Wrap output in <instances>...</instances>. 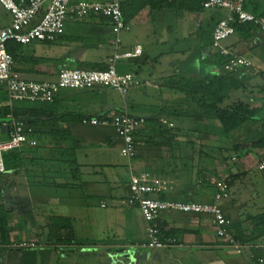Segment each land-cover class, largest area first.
Wrapping results in <instances>:
<instances>
[{"label": "crops", "instance_id": "crops-1", "mask_svg": "<svg viewBox=\"0 0 264 264\" xmlns=\"http://www.w3.org/2000/svg\"><path fill=\"white\" fill-rule=\"evenodd\" d=\"M251 1L258 11H263L264 0ZM0 9H3L1 5ZM204 13L197 15L172 10L158 12L165 22L167 16L175 15L179 23L176 40L161 38V41L156 38L157 33L152 27L155 14L151 17L145 11L138 18L142 24L130 26V30L124 32L130 33L131 39L124 42L121 37V50L124 49V53L133 52L138 46L143 51L140 57L127 59L132 60L135 71L118 70L141 78L142 84L146 85L145 95L162 92L163 87L166 92H162V100H157V106H143L138 109L140 114L128 104L118 110L115 104L99 103L94 96V93H100L105 88L66 90L58 94L50 110L55 115L51 113L50 121L45 119L48 125H51L54 116L66 113H75L80 119H85L121 112L147 120L166 118L176 128L155 129L154 125L146 124L136 134L137 157L129 159L128 164L111 161L107 166L115 168V171L112 176L107 175L106 179H102L98 177L97 170L93 174H85L82 168L84 163L79 162L78 155L82 150L87 160L90 154L88 151L98 150L102 146L104 149L100 150L105 155L114 146L121 149L123 141L114 128L64 121L54 125L60 132L67 131V137L61 138L54 137L50 128L33 126L31 134L38 140L39 147L24 148L23 166L0 174V206L10 212L7 228L12 244L32 241L37 246L28 250L1 248L0 264H96L92 258L99 259L100 264H259L252 258L251 248L246 247L240 255L218 238L213 216L209 214L163 213L160 219L164 235L175 238L178 245L149 249L145 246L148 225L139 208L126 203L131 195L132 176L146 173L172 188L158 196L154 195V198L199 204H213L216 193L214 182L225 180L230 187V199L222 202L221 206L233 222L234 236L243 234L245 240L252 235L254 218L264 215V170L260 169L264 163V148L243 150L238 155L234 150L239 143L258 139V132L264 125V36L258 31L252 32L250 36H247L246 31H237L224 44L250 60L253 67L236 71L237 74L243 71L248 73L245 77L240 76L245 87L232 92L222 107L244 102L260 110L255 121L246 123L226 138L220 133L218 120L195 117L193 106L185 93L172 82L173 78L189 75L176 70L186 60L188 53L185 49V52L176 51V45L181 40L189 42V54L192 50L196 54L198 49L209 42L210 45L202 55L204 59H210L209 63L218 64L219 60L211 45L218 22ZM68 21L64 35L67 38L57 46L34 43L31 49L25 48L24 56L29 59L27 62H16L14 75L17 78L39 77L41 81L36 82H54L61 69H76L80 62L106 64L115 54L116 50L112 53L114 36L109 20L95 16L79 21L71 16ZM153 36V45L145 44V40ZM71 38L75 39L71 41ZM162 42L174 46V55L168 62L174 69L166 76L159 71L166 54L155 51V46ZM35 57L58 59L61 62L32 61ZM207 66L218 75L225 73L221 67ZM146 67H150V70ZM195 76L201 77L204 74L200 70ZM0 85L7 91L3 83ZM144 111L145 114L142 113ZM6 124L0 119V138L4 140L7 139ZM88 126L90 130L83 129ZM38 130L43 133L41 137L35 134ZM67 150L76 152L80 165L78 175L70 173L62 162V152ZM83 173L90 181L83 179ZM66 174L68 178L63 179ZM120 181L126 182L123 189L117 187ZM92 205L99 206L105 212L94 213L93 217L90 214L89 221L75 215L74 210L89 211ZM55 218L66 222L54 226ZM85 228L88 237L84 238L82 231ZM257 244H264V237L256 242L244 243L246 246Z\"/></svg>", "mask_w": 264, "mask_h": 264}, {"label": "built area", "instance_id": "built-area-1", "mask_svg": "<svg viewBox=\"0 0 264 264\" xmlns=\"http://www.w3.org/2000/svg\"><path fill=\"white\" fill-rule=\"evenodd\" d=\"M246 0H206L205 10H226L228 15L220 20L213 31L212 48L224 60V70L233 73L240 69H249L253 63L224 44L236 34L235 23L250 24L264 36V16H256L245 9ZM0 5L12 17L9 26L0 29V83L6 87L9 102H31L36 104H54L58 94L65 89L93 90L96 88L112 89L125 97L128 92L142 84L133 73H121L118 70L120 60L137 58L142 55V47L138 46L133 52H120L122 34L130 30L121 8V0H0ZM71 16L77 19H89L95 16L109 20L114 39L112 45L116 52L107 63L105 70L61 69L58 79L54 82H33L17 78L14 75L16 61L8 50L11 42L23 46L34 43L56 42L65 35L66 25ZM160 124L168 129L175 125L166 118H161ZM83 124L114 128L123 141L121 155L134 159L138 155L136 134L147 123L144 117H135L128 113H118L112 116H99L83 119ZM7 139L0 138V174L6 173L5 155L9 152L22 151L26 147L37 148L38 140L26 132L23 121L12 120L5 125ZM264 170V163L260 165ZM216 193L213 204L194 202H179L154 198L168 190L169 186L149 174L134 175L130 182V197L126 203L137 206L146 221L147 242L149 249H165L178 245L175 238L164 235L161 215L165 212H181L193 214H209L217 228V236L225 244L243 254L246 247L251 248L252 258L259 264H264V244L244 245L233 234V222L225 215L221 203L230 199V187L225 180L214 182ZM32 241L13 243L1 248H16L28 250L36 248ZM258 251L262 253L259 254Z\"/></svg>", "mask_w": 264, "mask_h": 264}, {"label": "trees", "instance_id": "trees-1", "mask_svg": "<svg viewBox=\"0 0 264 264\" xmlns=\"http://www.w3.org/2000/svg\"><path fill=\"white\" fill-rule=\"evenodd\" d=\"M15 1L19 2L20 0ZM205 1L206 0H121V8L127 25L137 26L142 24V22L138 21V18L141 17L142 13L145 11H148L151 17L155 14V12H160L163 10H172L178 13L188 12L198 15L203 14L206 11L203 7ZM245 9L256 16H264V9L262 12L258 11L251 0L245 1ZM89 19H79V21H86ZM234 26L236 28V32L246 31L247 36H250L252 35V32L257 31L255 27L250 24L241 25L235 23ZM65 38L67 37L62 36L56 42H45L43 44L47 46H57ZM74 39L75 38H71L70 40L73 41ZM211 41H213V37ZM208 45H210V43L206 42L200 49L196 51V55L198 57L196 60H198V62L206 63L207 65L209 64V66L213 65L214 67H221L224 70L225 60L219 56V54L216 53L217 59L219 60L218 64L209 63L210 59L208 58L204 59V55H202V53L208 47ZM25 48L26 46L16 42H11L8 45V50L13 55L16 62L28 61L29 58L24 56ZM31 60L35 62L43 60L55 63L61 62V60L58 59L36 57L32 58ZM106 66V64L102 63L93 64L80 62L76 69L105 70ZM207 67H205L204 72L201 70V73L204 74V76L199 77L193 74L188 75L187 77L180 76L173 78L172 82L176 83L180 91L185 93L188 102L193 106L195 117H208L218 120L220 124V133L228 138L246 123L255 121L258 114L260 113V110L257 108H252L250 105L244 102L234 103L230 107H222L224 102L230 98L232 92L238 91L245 87V83L242 81V79H240V76L245 77L248 73L245 71L241 72L240 74H237V72L227 73L224 70V74L218 75L214 70H209ZM0 103L3 105L0 107V119L4 120L7 124H9L13 119L23 121L26 126V132L30 134V136H32L31 130L33 131V126H41L50 128V132L54 137L57 136L65 138L67 137V131L60 132L59 129L54 125L64 121L82 122L84 119H80V117L75 113H66L60 116H54L55 118L53 122H50L51 125H48L46 121H50V116L52 117L51 113L54 114V112L50 111L53 104H36L24 101L15 102L11 105L9 102L8 93L5 91L4 86L2 85H0ZM6 104H8V106ZM146 124L154 125L155 129L166 128L165 126L161 125L158 120L150 119L147 120ZM140 130H142V128ZM35 134L37 137H41L43 135L41 130L36 131ZM257 138L258 139L253 138L250 141L235 145L234 150L236 151V154L238 155L243 150L264 148V125L262 126L260 132H258ZM62 155V162L64 165H66V169L69 170L70 173L78 175L80 165L77 160L76 152L74 150H67L63 151ZM23 162L24 150H15L5 155V164L8 171L20 169L23 166ZM9 213L10 212L7 211L3 206H0V243L4 247L12 245L10 234L7 228V218ZM64 222H66V220L59 218H55L53 220L54 226H59ZM68 222L70 225L71 222L69 220ZM253 226V232L250 239L245 240L243 234L237 235L235 238L242 244H249L250 242H256L263 238L264 215L254 218Z\"/></svg>", "mask_w": 264, "mask_h": 264}, {"label": "rangeland", "instance_id": "rangeland-1", "mask_svg": "<svg viewBox=\"0 0 264 264\" xmlns=\"http://www.w3.org/2000/svg\"><path fill=\"white\" fill-rule=\"evenodd\" d=\"M204 14L206 16H212L214 21L219 22L220 20L225 19L227 17L228 12L226 10H218V11L217 10H206ZM154 16H155L154 17V23L152 24V27L155 28V32L157 33L156 38L160 39L161 41H162L161 38H163V39L165 38L166 40L167 39H175L176 40L177 33H179L178 27H177L179 25V23L177 22V20H178L177 17L175 15L167 16V18H166L167 22H165L162 19V17L158 15V12H156ZM11 22H12V17L10 16V14L3 11V9H0V28H3L5 26L9 25ZM168 27H170V30L168 29ZM67 35L71 36L70 34H67ZM130 37H131L130 33H127V32L123 33V35H122L124 42H125V40H129ZM152 42H154V36L147 38L145 40V44L150 45V46L153 45ZM225 43H226V41L224 42V44ZM163 44L164 43L162 42L159 46H155V51H157V52L159 51V54H161L163 52L166 54L164 60L162 61L161 66L159 67L160 68L159 69L160 74L161 75L164 74L166 76L168 74L170 75L172 73V69H174L173 67L171 68V66L168 63L171 60L172 55H174L172 52L174 49V46L171 43H169V44L166 43L164 45ZM188 45H189L188 41L184 42L182 40L180 41L179 44L176 45V48H175L176 51H180V52L184 51L185 52V50H186L188 52V53L186 52L187 53L186 60L183 61L180 65H178V68L176 70L183 71L189 75H192V74L196 75V73H199L200 70H202L204 72V69H205V67H207V64L202 63V62H197L194 64L196 58H198V57L195 53H193L195 50L194 51L192 50V53L189 54ZM31 47H32V45H29L26 48L29 50V49H31ZM53 50L56 51V48H53ZM123 51H125V50L124 49L120 50V52H123ZM113 52H115L114 48L112 50V53ZM191 57H192V59H190ZM146 68L148 70H150V67H146ZM196 68H197V70H196ZM118 69L121 72H123V71L124 72L135 71V68L132 66V60H127V59L120 60L118 62ZM18 78L24 79L26 81H34V82L41 81V79L39 77L22 78L19 76ZM262 79L264 80V78H262ZM141 81L143 82V80H141ZM145 87H146L145 84H141L140 86L132 88L128 92V94L125 96V98L119 92L114 91L112 89H104V91H102L100 93H98V91H97L96 93H94V96H96V99L99 100V103L100 102H102V103L107 102V103L115 104L117 106L115 108H117L118 110L124 109L125 105L128 104L131 107L133 106L135 108L136 112H138V111H140L138 109L143 107V106L148 107V108H151V107L153 108L154 106H157L158 105L157 100H160V101L162 100V95H161L162 92L163 93L166 92L165 89L162 87L161 88L162 92L157 91L156 93H154L155 95H153V94L145 95L144 93L147 92L146 89H144ZM66 90L68 91L69 89H65L62 91L66 92ZM138 113L140 114L141 112H138ZM142 113L145 114L146 112L144 111ZM175 128H176V126H175ZM83 129L90 130L91 128L88 126V127L83 128ZM98 145H100V144H98ZM102 147L103 148H99L98 150L96 149V150L88 151L90 154H89V158L87 160L84 157L85 155H82L85 153H83V151L81 150L79 152L78 158H79V162L81 164L84 163V164H82L83 165L82 168L84 169L83 172L85 174H86V172L93 174L92 172H94V170H97L99 172L98 177H100L102 179H106L107 175L112 176L113 172L115 171V168L111 169L110 166H107L108 163H111V161H116L119 164H124V163L128 164L129 159L122 157L120 155L121 149L119 148V146H114V147L110 148L111 151L109 152L108 155H105L106 153H104L102 150H100V149H104V146H102ZM97 148H98V146H97ZM62 157H63V155H62ZM62 157H60V158H62ZM62 160H63V158H62ZM112 163H114V162H112ZM84 173L82 175V176H84L83 179L85 181H90V178L87 175L85 177ZM66 176H67V174L65 175V178L64 177H62V178L67 179L68 177H66ZM125 184H126V182L120 181V183L117 184L118 189H123ZM74 211H75L76 216H78V217L80 216V218L82 217V220L86 219L87 221H89L90 214H92V217H93L94 213L105 212L104 210L99 209V206H93V205L91 206V208H89L90 212L88 211V209H86V210L85 209L84 210H74ZM64 212H66V210ZM86 230H87V228H85V230L82 231V235L84 238L88 237V230L87 231ZM91 260L92 261L96 260V264H100L99 259L92 258ZM81 263H82V261H81ZM93 264H94V262H93Z\"/></svg>", "mask_w": 264, "mask_h": 264}]
</instances>
